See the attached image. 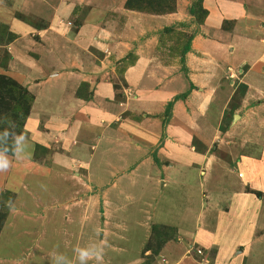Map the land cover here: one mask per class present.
<instances>
[{
  "label": "crops",
  "instance_id": "crops-1",
  "mask_svg": "<svg viewBox=\"0 0 264 264\" xmlns=\"http://www.w3.org/2000/svg\"><path fill=\"white\" fill-rule=\"evenodd\" d=\"M193 1L147 13L125 8L126 0H0V22L17 36L0 46L11 56L0 73L34 96L25 137L15 155L3 153L11 167L0 171V194L13 192L7 225L23 205L25 178L64 166L74 175H63L66 198L86 192L109 207L111 197L130 193L114 188L115 194V181L141 182L138 191L157 185L153 197L157 190L178 192L159 210L174 211L172 225L191 242L215 248L213 264L248 255L264 231V0H203L207 16L200 24L189 12ZM172 26L190 37L183 56H170L172 40L159 45L160 32ZM129 54L135 62L116 73ZM118 76L126 87L121 101L115 100ZM83 83L90 99L76 94ZM221 148L231 159L218 156ZM90 149L103 172L94 168L89 176ZM87 176L99 195L86 183L79 187ZM220 189L228 208L216 213L212 200ZM156 211V221L166 223ZM183 257L185 264H208Z\"/></svg>",
  "mask_w": 264,
  "mask_h": 264
},
{
  "label": "rangeland",
  "instance_id": "rangeland-1",
  "mask_svg": "<svg viewBox=\"0 0 264 264\" xmlns=\"http://www.w3.org/2000/svg\"><path fill=\"white\" fill-rule=\"evenodd\" d=\"M21 20L33 25L40 24L36 18L30 15L21 18ZM142 30H139L137 34L141 33ZM34 39L37 40V37ZM129 40H131L130 37ZM104 53L106 54V52ZM100 54L94 53L96 57H101ZM9 57L11 56L5 53V49L2 50L0 47V64L4 61L6 66ZM121 65L122 63L119 67ZM116 73H119L117 68ZM3 75L8 76L7 74ZM113 83L115 100H123V96L125 97V91L123 90V88H126L125 83L120 76L115 78ZM84 90L81 87L82 93L88 94V90ZM241 92H243V88L239 87V93L241 94ZM237 95H234V97ZM91 97L92 95L87 99ZM8 101L11 104L14 102L10 98H8ZM121 118L127 117L121 115ZM24 126L23 132L25 131ZM23 137H25V132L24 135L18 136L16 151L19 141ZM59 150L61 151V149ZM93 153L90 149L86 157L88 159L86 171L89 176L92 174L91 169L94 168L103 172V168L96 158L95 161L92 160ZM99 156L101 154H98L97 157ZM218 156L227 161L231 159L232 154L221 148ZM33 157L31 155V158ZM49 157L47 154L46 162H48ZM49 166V169L53 168L52 165ZM13 167H15V170L19 169V163L14 162ZM218 168L219 166L215 165V170ZM63 170L64 166H58L54 168V174L37 173L28 175L25 178L19 189V196L23 201V205L19 211L14 212L8 225L5 222L6 225H3L0 229V264H99L94 258L90 257H94L101 247H104L102 264H185L183 262L185 258L183 255L185 254H189L198 262L200 260L213 264L214 256L217 253L216 249L201 243L191 242L186 238L185 231L178 232L177 225H172L174 211L168 214L165 209L159 210L173 194L178 192L172 193L168 189L159 193V190H157L153 197L149 191H152L155 187L157 188V185L152 188L153 185L149 186L148 184L146 187L148 190L138 191L143 188L141 182H134V184L128 180L124 182L121 180L119 184L118 181H115L112 188L113 192L123 189L131 194L124 193L118 198L117 196L115 198L111 197L112 201L109 197L108 200L111 201V204L108 207V203L106 205L101 204L102 198L97 197L98 199H96L94 196L86 195V192L76 193L75 196L66 198L69 185L66 182L67 180H63V175L71 173L72 179L74 175L73 172ZM105 175L107 177L104 183L109 187V184L111 185L113 181L109 183L107 173ZM1 177V181L5 182V176ZM135 178L137 181L138 178L136 176ZM211 178L216 180L214 175ZM84 180L86 182L78 183L80 188L86 183L91 189H95L97 184L91 182L88 176ZM138 183L139 185H137ZM196 185L198 186L197 191L203 188L199 181L196 182ZM7 191L10 192V190H3L0 196ZM224 191L223 189L219 190V196L214 200L215 202L211 199L214 203L213 210L216 213L228 208ZM91 192L99 195L96 189ZM215 192L218 191L215 190ZM2 197L6 198V203L10 202L8 198L12 199V196L9 197L7 193ZM195 198L194 196V206L196 207L200 205V202ZM76 202L79 204L74 206ZM180 203L183 204L184 200H180ZM154 210H158L156 214H161V218L165 219L166 223L159 224V221H156L153 217ZM208 217H213L212 212L208 213ZM196 221V223H199L198 219ZM214 222L212 220L211 224L214 225ZM256 225H260V220ZM258 235L259 238L253 243V248L248 252V255L240 257L239 261L234 264H264V231L261 235L259 233ZM165 239L167 240L165 241ZM80 249H86L88 255L81 258Z\"/></svg>",
  "mask_w": 264,
  "mask_h": 264
},
{
  "label": "trees",
  "instance_id": "trees-1",
  "mask_svg": "<svg viewBox=\"0 0 264 264\" xmlns=\"http://www.w3.org/2000/svg\"><path fill=\"white\" fill-rule=\"evenodd\" d=\"M203 0H194L189 12L194 16L198 24L202 23L207 16V10L202 5ZM125 6L129 9L137 11H146L149 13L170 12L175 9V0H126ZM20 18H25L19 15ZM16 34L9 31L8 26L0 22V46H7L15 38ZM172 40L169 46L170 56H183L189 47L190 37L175 27H165L159 35V45L164 46L165 40ZM187 43V44H186ZM177 51V52H176ZM135 62V55L129 54L128 58L121 61L122 65L118 70L119 74ZM81 87L86 88V84H82L77 90L78 97L88 98L90 93L83 94ZM85 91V90H84ZM13 100V104L8 98ZM34 96L27 88L17 82L15 79L0 74V152L7 155H14L17 148L19 135H24L23 126L29 115L30 108ZM170 104L167 106L169 110ZM168 115V113H165ZM164 114V116H166ZM162 117L165 122V117ZM167 117V116H166ZM138 119V117H136ZM163 122V123H164ZM12 127V129H11ZM23 133V134H22ZM9 197L13 193L5 192ZM4 193V194H5ZM0 196V229L5 224L10 204L6 203V198ZM11 194V195H10ZM3 198V199H2ZM13 198V196H12ZM9 201L12 199L8 198ZM7 200V201H8ZM5 201V202H4ZM173 230V229H172ZM159 236V235H158ZM168 239V238H167ZM165 239V241L167 240ZM157 252V251H156Z\"/></svg>",
  "mask_w": 264,
  "mask_h": 264
},
{
  "label": "clouds",
  "instance_id": "clouds-1",
  "mask_svg": "<svg viewBox=\"0 0 264 264\" xmlns=\"http://www.w3.org/2000/svg\"><path fill=\"white\" fill-rule=\"evenodd\" d=\"M9 166H10V162L8 158L3 153H0V171L7 170ZM80 255L81 258L87 256L88 255L87 250L80 249ZM103 255H104V247H101L99 252H97L94 257H90V258H94L97 262H99V264H102Z\"/></svg>",
  "mask_w": 264,
  "mask_h": 264
},
{
  "label": "built area",
  "instance_id": "built-area-1",
  "mask_svg": "<svg viewBox=\"0 0 264 264\" xmlns=\"http://www.w3.org/2000/svg\"><path fill=\"white\" fill-rule=\"evenodd\" d=\"M230 76H231V77H233V76H234V74H230Z\"/></svg>",
  "mask_w": 264,
  "mask_h": 264
}]
</instances>
